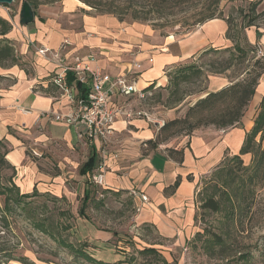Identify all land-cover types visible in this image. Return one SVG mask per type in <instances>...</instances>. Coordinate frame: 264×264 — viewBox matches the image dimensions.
Masks as SVG:
<instances>
[{"label": "crops", "instance_id": "crops-1", "mask_svg": "<svg viewBox=\"0 0 264 264\" xmlns=\"http://www.w3.org/2000/svg\"><path fill=\"white\" fill-rule=\"evenodd\" d=\"M20 10L12 16L9 6H0V16L12 24L0 39L11 41L23 64L0 66V140L8 148V161L16 168L13 179L20 192L31 194L44 184L48 187L44 188L46 194L73 197L70 183H74L82 199L86 194L93 197L101 193L129 196L137 209L138 225L154 228L165 242L176 247L185 245L198 227L199 183L227 155L239 154L255 116H244L229 129L211 128L181 140L157 143L160 125L136 107L132 97L115 94L111 107L142 114L132 118L118 115L114 134L91 143L86 136H80L81 132L86 133L84 127L50 117L53 113H67L71 103L52 80L61 70L57 59H48L39 49H47L68 65L74 63V55L80 54L92 69L112 77H134L141 87L154 85L156 90L168 84L170 73L200 55L233 49L236 42L227 37V20L213 18L176 37L164 36L144 23H127L111 14H96L80 0H63L55 7L45 5L35 11V20L27 25L21 23ZM245 36L247 43L264 48L262 30L249 27ZM66 40L71 44L65 45ZM89 54L93 55L91 59ZM135 63L141 66L136 67ZM238 79L225 74L211 76L209 92ZM263 96L264 75L253 102L260 106ZM171 150L177 153L171 155ZM92 157L93 166L85 171ZM41 162L60 172H43ZM101 162L107 166L104 186L94 181ZM142 194L148 195L147 203ZM80 208L79 216L85 219L81 227H90Z\"/></svg>", "mask_w": 264, "mask_h": 264}, {"label": "rangeland", "instance_id": "rangeland-1", "mask_svg": "<svg viewBox=\"0 0 264 264\" xmlns=\"http://www.w3.org/2000/svg\"><path fill=\"white\" fill-rule=\"evenodd\" d=\"M38 0L36 10L48 5L58 6L63 0ZM98 3L112 4L113 8L124 15L127 23H144L164 36L182 37L205 23L202 12L209 8L211 0H96ZM23 1L15 0L10 7V14L17 15ZM240 3L223 0L220 10L224 15L232 13L238 22L241 21L237 7ZM5 6V5H0ZM88 6V5H87ZM90 7V6H89ZM264 8V0L259 10ZM21 11V10H20ZM92 12L98 14L94 9ZM139 15L138 21L131 18V13ZM218 14V13H217ZM112 15V14H111ZM261 20L262 27L264 23ZM247 41V40H246ZM245 45V44H243ZM231 52L227 49L211 50L185 65L195 64L188 80L181 76L169 75L165 87L154 90L152 97L146 101L132 98L136 107L146 112L156 125L167 124L176 119L179 123L160 131L159 143L181 140L193 133L217 128L210 121L214 119L208 111L199 108L191 111L196 102L204 98L209 90L210 77L225 74L233 80L246 67H251L255 59L250 53L242 65H234L226 72H221L230 62ZM195 61V62H194ZM233 62V61H232ZM183 65V66H185ZM181 66V67H183ZM244 76V75H243ZM241 76V77H243ZM133 105V107H134ZM259 105L250 101L244 116L253 118L258 113ZM145 116V115H142ZM145 116V117H146ZM245 118V117H244ZM243 119V118H242ZM222 128V129H229ZM264 147V137L256 138V149ZM231 158L233 155H227ZM242 162L227 160L203 176L197 191L198 217L196 232L183 246L176 247L165 242L154 228L138 225L137 209L129 196L94 195L86 214L90 227H81L83 218L79 216L82 195L77 192V185L70 183L73 197L51 194L45 195L44 184L40 185V194L28 199L25 203L37 220L44 222L51 233H44L27 218L23 209L16 210L9 216V229L0 218V247L9 246L16 249V254L28 259V264H96L71 252L89 245L87 250L93 252V241H103L94 252L106 262L119 264H264V182H251L247 170L253 163V154L242 155ZM43 172L53 174L60 169L47 168L41 162ZM10 176L12 169L4 170ZM47 184V183H46ZM230 197L232 198L229 202ZM58 192V191H57ZM59 193V192H58ZM54 197V198H53ZM210 199L218 203V210L205 207ZM4 206V197H0V207ZM1 214V212H0ZM83 219V220H82ZM6 227V228H4ZM97 234V235H95ZM71 249V250H70ZM111 252L103 254L102 250ZM112 252L114 254H112ZM112 254V255H111ZM244 257V258H243ZM10 264H26L11 261Z\"/></svg>", "mask_w": 264, "mask_h": 264}, {"label": "trees", "instance_id": "trees-1", "mask_svg": "<svg viewBox=\"0 0 264 264\" xmlns=\"http://www.w3.org/2000/svg\"><path fill=\"white\" fill-rule=\"evenodd\" d=\"M20 1H23V3L25 1H28L32 5L34 12L36 11V8L39 4L38 0ZM53 1L55 0H49L48 2ZM80 1L90 6L93 10L96 9L97 11H99L98 14H112L118 17L120 21H125L123 17L124 15L122 14L123 12L120 13L116 9V7L113 8L112 4H100L96 0ZM168 1L172 2L173 0H165V3ZM222 1L223 0H211L209 8L205 9L202 12V20H210L213 18L221 17L226 19L229 24L227 37L232 39L236 43L233 49L227 48V50L231 52L230 62L226 67H224V69L221 70V72H226L234 65V62L238 63V65H243L247 61L249 54L255 53L256 46L247 43L245 30L249 27L255 26L259 31L262 30V33L264 34V27L260 25L261 20H263L262 22L264 23V8L262 10L258 9L263 0L241 2L237 7V11L239 12L241 17V21L238 22L237 19H235V17L232 15V13L224 15L223 11L220 10ZM131 14V18H133L134 21H138L137 19L140 16L135 14L134 12H132ZM11 28V22L0 16V36L6 35ZM252 59H255L254 63L251 65V67L244 68L242 72L238 74L239 79L237 81H232L231 85L225 86L220 90L209 92L204 98L198 100L190 110L194 112L201 108L202 110L208 111V113L212 114L214 117V119L210 121L211 124H215L219 129L232 127L240 123L242 118L244 117L248 105L250 104V101L254 97L259 80L264 75V56L262 58H256L254 54V57H252ZM15 64L21 66L23 65L20 62L19 58L16 56L15 47L8 39H0V66H12ZM197 68V65L190 64L180 67L178 71H175L173 73L175 76H181L180 80L177 81L178 84L181 80H188L190 75L192 74L191 72L196 70ZM67 81L69 84L76 85L78 87L79 94L81 96L86 95L87 87L76 81V76L74 73L69 72V74L67 75ZM153 87L154 85H150L148 88ZM179 122L180 119H176L167 124H164L160 127V131L166 130ZM259 135L264 137V96L259 106L258 113L256 114V117L254 119V125L251 131L247 133L244 144L239 154L234 155L231 158L226 157L221 162V164H223L227 160L232 159L241 163L242 155H246L249 153L253 154V163L250 167L247 168L249 172L248 176L253 183H257L259 181L264 182V147L260 149L255 148L256 138ZM156 142L159 143L158 139L156 140ZM7 153V146L2 140H0V197H4V206L0 207V218L2 224L9 229V216L16 210V208H21L27 214V218L33 220L35 226H37L40 231L53 235L50 229L48 227H45L44 222H42L41 220H37L32 213L33 210L30 211V208L25 204L27 203L26 201L28 199L40 193L37 189H35V191L31 194H23L20 192L13 179V177L16 175V168L8 161ZM170 153L171 155H174L177 152L171 150ZM94 160L95 158L92 157L88 161V163L85 165V171L86 169L90 170L92 168ZM9 168L12 169L13 174L10 176H6L5 174H3V172L4 170H7ZM226 192L227 194H229L228 200L229 202H231L232 198L230 197V193L229 191ZM45 195L52 197L50 194L45 193ZM91 198L92 196L90 194H86L82 199L80 208L81 216L87 219L88 216L86 215V211L89 207ZM205 207L211 208L213 210H218V203H216L213 199H210ZM101 242L102 243L95 240L91 243L94 251L97 250L98 247H100V244L104 246L105 243L103 241ZM87 244L85 243L83 247L77 249L70 245H67V247L72 248V250L70 249L71 252H73L77 256L82 257L92 263L119 264L120 262H123L122 260H118L116 262L110 263L101 259H97V254L101 251L99 250L98 252H91L87 250V248L89 247V245ZM5 245L0 247V264H10L11 261H19L28 264L29 261L26 257L17 255L15 251L16 249ZM107 246L108 245L105 244V247ZM108 251V249L102 250L103 254H108ZM112 254L114 253L112 252Z\"/></svg>", "mask_w": 264, "mask_h": 264}, {"label": "built area", "instance_id": "built-area-1", "mask_svg": "<svg viewBox=\"0 0 264 264\" xmlns=\"http://www.w3.org/2000/svg\"><path fill=\"white\" fill-rule=\"evenodd\" d=\"M71 43L66 40L65 45ZM39 53L48 59H57L61 70L53 76L54 84L62 91L71 103V107L67 113H53V117L57 121H61L77 128L84 127L86 133L81 132V138L87 137L88 141L94 143L99 140H107L115 132V123L120 114L127 117H135L136 114L132 109H123L121 107L114 109L111 102L115 94L125 97H134L139 101H146L154 94V87H141L138 80L127 75L112 77L103 73L100 69H92L88 61L83 59L80 54L73 57V64L68 65L59 59L56 54L50 55L47 49H39ZM256 58L264 56V48L260 45L256 46ZM88 59L93 57L89 54ZM136 67H140L139 63H135ZM72 71L76 76V81L87 87L85 96L79 94L76 85H71L67 81L68 72ZM164 125L160 123V127ZM107 166L101 162L97 167L94 175V181L100 186H104L106 180ZM101 197H104L101 193ZM141 198L144 203L149 201L146 194H142Z\"/></svg>", "mask_w": 264, "mask_h": 264}, {"label": "water", "instance_id": "water-1", "mask_svg": "<svg viewBox=\"0 0 264 264\" xmlns=\"http://www.w3.org/2000/svg\"><path fill=\"white\" fill-rule=\"evenodd\" d=\"M15 2V0H0V5H11ZM20 20L22 24H30L35 20V12L32 5L25 1L22 4L21 12H20Z\"/></svg>", "mask_w": 264, "mask_h": 264}]
</instances>
